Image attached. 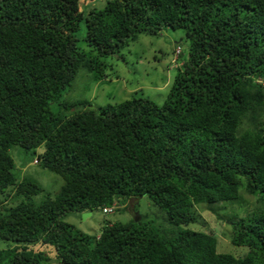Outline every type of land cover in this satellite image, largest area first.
I'll return each mask as SVG.
<instances>
[{
  "label": "trees",
  "instance_id": "trees-1",
  "mask_svg": "<svg viewBox=\"0 0 264 264\" xmlns=\"http://www.w3.org/2000/svg\"><path fill=\"white\" fill-rule=\"evenodd\" d=\"M80 1L0 0V241L15 244L0 263L45 264L28 247L39 242L56 264H264V0H106L86 11ZM165 30L183 32L187 57L161 105L82 101L64 107L67 117L50 112L79 70L105 78L99 59L125 61L140 35ZM12 146L43 148L35 163L62 180L54 198L34 203L42 188L15 183ZM240 191L254 209L222 215ZM12 197L22 200L6 207ZM141 197L162 228L104 221L96 238L61 220ZM194 206L225 221L246 255L217 253L212 232L185 229L197 224Z\"/></svg>",
  "mask_w": 264,
  "mask_h": 264
},
{
  "label": "rangeland",
  "instance_id": "rangeland-1",
  "mask_svg": "<svg viewBox=\"0 0 264 264\" xmlns=\"http://www.w3.org/2000/svg\"><path fill=\"white\" fill-rule=\"evenodd\" d=\"M105 1L83 0L80 1L79 8L82 11L90 8H102ZM183 37L184 34L181 30H165L157 37L140 35L135 42L129 44L127 50L123 51L126 55L124 57L125 61L122 58L119 59L117 55L111 58L99 59L105 66L103 67L105 78H96L94 72L89 73L79 70L70 86L64 90L58 103L51 105L50 112L67 117L69 116V111H66L64 107L67 104L82 101L90 103L92 108L119 103L131 98H147L156 103V105H161L174 75V70L172 69L177 65L176 62L169 64V61H172L175 56L174 53L171 54V49L175 50ZM77 46L81 52L92 56L83 41L78 42ZM186 46L185 43L179 45L182 52V60L187 57ZM42 149V147L36 149L35 154L30 151L26 152L17 146H12L9 149V155L13 160L15 183L21 180L31 181L38 184L43 190L41 193L30 197L34 203L42 201L44 195L54 198L62 185V180L59 176L33 163L36 160V154H40ZM21 200V197H12L5 202V206H15ZM238 202L240 204L238 206L229 202L222 204V215L236 214L241 217L244 212L252 211L254 204H256L254 197L241 191ZM131 205L132 208H130ZM118 206L120 208L119 211L114 210L106 215L101 214L100 211H93L90 216L82 218V214L73 212L63 216L61 220L71 225L74 232H80L89 237H97L99 228L104 221L120 223L130 220L149 221L156 228L163 223L155 213L157 209L155 211L144 197L136 199L133 203L131 200H124ZM192 210L197 217V224H189L185 229L212 232L216 239L217 253L228 254L236 258L246 255L248 248L245 246L236 247L230 244L228 238L229 227L225 221L215 220V216L211 213L205 212L196 206ZM166 228L168 230L170 226L166 225ZM221 230L226 233L225 236L221 235ZM14 246L15 244L12 242L0 241V258H3L4 253L11 250ZM28 247L34 252H43L47 258L45 264H56L53 250L50 247L44 246L39 242L28 244Z\"/></svg>",
  "mask_w": 264,
  "mask_h": 264
},
{
  "label": "clouds",
  "instance_id": "clouds-1",
  "mask_svg": "<svg viewBox=\"0 0 264 264\" xmlns=\"http://www.w3.org/2000/svg\"><path fill=\"white\" fill-rule=\"evenodd\" d=\"M174 51V52H173ZM172 53H174V58H173V60L172 61H169V64L170 63H174V62H176V59H177V57H178V55H180V53H181V49H180V47H179V45H177L176 46V49L175 50H173V48L171 49V54ZM175 68V67H174ZM173 68V69H174ZM172 69V68H171ZM172 69V70H173ZM170 70V69H169ZM106 77V76H105ZM165 85V84H164ZM36 161H33V163H35ZM36 164V163H35ZM128 200H131V202L133 203L136 199H128ZM130 208H132V205L130 206ZM115 209H119V206H118V204H113V205H111L110 207H101L100 208V212H101V214H103V215H106V214H110V213H112L113 212V210H115ZM83 213H87V212H83ZM90 213V212H89ZM82 214V213H81ZM90 215H91V213H90ZM137 221V220H136ZM219 221V220H218ZM107 222H109V221H107ZM113 222H110V223H108L107 224V226H109V225H111ZM96 237V236H95ZM96 238H98V235H97V237Z\"/></svg>",
  "mask_w": 264,
  "mask_h": 264
},
{
  "label": "water",
  "instance_id": "water-1",
  "mask_svg": "<svg viewBox=\"0 0 264 264\" xmlns=\"http://www.w3.org/2000/svg\"><path fill=\"white\" fill-rule=\"evenodd\" d=\"M135 202V201H134ZM87 216H90V213L89 212H87V213H82V218H85V217H87Z\"/></svg>",
  "mask_w": 264,
  "mask_h": 264
}]
</instances>
